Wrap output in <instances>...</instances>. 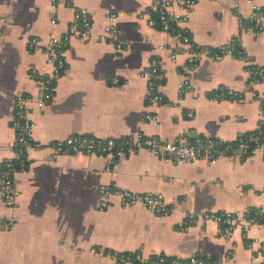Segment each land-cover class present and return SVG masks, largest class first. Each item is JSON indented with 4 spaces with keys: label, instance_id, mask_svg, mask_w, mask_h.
<instances>
[{
    "label": "crops",
    "instance_id": "0c3cea01",
    "mask_svg": "<svg viewBox=\"0 0 264 264\" xmlns=\"http://www.w3.org/2000/svg\"><path fill=\"white\" fill-rule=\"evenodd\" d=\"M152 0H0V163L13 156L11 125L14 96L36 94L30 75L46 56L31 50L32 36L47 37L51 17L65 29L75 8L93 16V35L103 33L107 16L117 14V29L126 46L112 40L73 38L67 69L54 97L33 109L32 137L41 147L28 152L29 165L16 171L18 194L9 204L0 180V264H136L119 262L111 253L141 251L144 256L199 254L214 264H263L264 223L239 226L230 238L218 234L213 221L198 220L181 229L188 213L242 211L264 207V151L252 156L221 157L215 163L168 161L148 149L114 160L85 153L53 156L49 143L72 134L98 137L142 136L174 140L215 136L235 140L260 124L264 77L251 83L250 68H264V18L260 31L249 29L254 6L264 0H197L185 25L193 43L217 49L232 39L235 47L222 59L204 56L191 73L193 89L183 97L179 82L187 60L180 38L148 24ZM160 57L166 73L164 101L148 103L143 73ZM119 82L114 83L113 78ZM220 86L242 97L216 98ZM189 112L193 115L189 116ZM148 113L157 116L156 123ZM102 184L136 192L162 193L171 213L158 215L118 198L99 208Z\"/></svg>",
    "mask_w": 264,
    "mask_h": 264
},
{
    "label": "built area",
    "instance_id": "2783aa9c",
    "mask_svg": "<svg viewBox=\"0 0 264 264\" xmlns=\"http://www.w3.org/2000/svg\"><path fill=\"white\" fill-rule=\"evenodd\" d=\"M52 7L56 8L57 0H51ZM197 0H152L150 6L145 10L148 24L162 30H172L181 40L180 50L176 53H185L187 60L185 72L179 82V94L181 97L193 89L191 73L197 67L204 56H211L215 59H222L236 45V39H232L227 44L213 49L207 46H199L193 43L188 28L185 26L189 21L194 5ZM117 14L110 13L107 16L104 30L101 35H93V16L86 7L75 8L73 16L65 29L58 31L57 16L51 17V25L54 29L47 37L32 36L29 39L31 50H41L46 56V62L41 67H32L30 75L37 86L36 94L19 91L15 94L12 106L11 125L15 132L13 142V156L5 159L9 163L14 158L28 157V152L42 144L32 137L34 123L31 118L33 109H41L50 103L54 97L57 80L62 77L67 69V55L71 47L73 38L80 40L94 38L98 40H112L116 47L122 50L126 46V41L118 35ZM264 18V8L259 9L254 6L250 16V30L260 31L262 27L259 21ZM160 57H153L149 68L143 73L148 80V103L155 105L164 101L162 86L166 73L162 66ZM251 83L260 82L264 77V68L260 64L250 68ZM113 82H119L118 77L113 78ZM216 98L233 99L242 97V93L233 87L220 86L215 95ZM189 116L193 113L189 112ZM149 120L156 123L157 116L148 113ZM260 124L254 129V133L245 139L241 133L235 140H225L215 136L197 135L191 137L187 131L174 140H162L157 137L142 136H109L98 137L88 134H72L64 138L57 139L49 143L53 151V156L62 154L85 153L89 155H106L116 160L127 153L148 149L154 154L168 161L175 162H195L206 160L215 163L221 157L231 156H252L258 150L264 151V103L260 109ZM249 142L255 144L250 147ZM24 167V161L21 162ZM14 174L5 171L0 175L1 190L7 198L9 204L13 203L18 189L15 185ZM100 194L99 208L107 209L113 203L114 198H118L125 205H140L158 215H168L171 207L168 205L165 196L157 192H136L126 188H120L113 184H102L98 188ZM198 220L213 221L217 224L218 234L225 238H230L236 227H248L252 223H264V207H248L242 211H214L202 214L188 213L186 221L181 229H187ZM5 225L0 224V228ZM264 256V243L261 245ZM122 263L130 262L136 264H214L216 259H209L199 254L189 256H172L166 262L167 255L163 253H153L144 256L141 251L111 253ZM264 264V263H263Z\"/></svg>",
    "mask_w": 264,
    "mask_h": 264
},
{
    "label": "trees",
    "instance_id": "16d2710c",
    "mask_svg": "<svg viewBox=\"0 0 264 264\" xmlns=\"http://www.w3.org/2000/svg\"><path fill=\"white\" fill-rule=\"evenodd\" d=\"M159 27V26H158ZM255 130L252 131H248L242 134V138L245 139V141L248 139V137H250V135L252 133H254ZM250 147L255 146L254 143L249 142ZM24 161V167L21 166V162ZM29 159L27 157H22V158H14L12 159L9 163H11V165H8V162L6 161H2L0 163V175H2L3 172L8 171L10 172V174H13V172L22 170V169H26L29 165ZM205 257V256H204ZM172 259V256H166L165 260L166 262L170 261Z\"/></svg>",
    "mask_w": 264,
    "mask_h": 264
}]
</instances>
